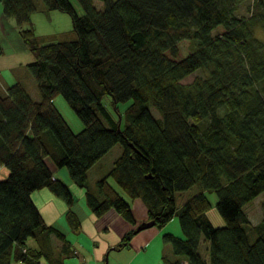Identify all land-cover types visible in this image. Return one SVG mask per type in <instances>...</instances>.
Masks as SVG:
<instances>
[{"label":"trees","instance_id":"obj_1","mask_svg":"<svg viewBox=\"0 0 264 264\" xmlns=\"http://www.w3.org/2000/svg\"><path fill=\"white\" fill-rule=\"evenodd\" d=\"M42 1L70 14L75 38L41 45L31 19L37 0H0L34 55L26 67L40 94L0 81V166L8 170L0 178V264H63L76 255L33 198L49 189L81 231L78 198L50 163L67 167L97 217L114 209L136 224L131 203L139 198L154 226L178 216L183 236L163 235L176 257L164 264H264V208L258 223L245 210L264 192V0H102V9L76 0L82 14L72 0ZM58 95L81 131L55 104ZM104 95L116 108L130 101L124 116L108 111ZM116 144L122 153L90 187L89 172ZM195 185L200 191L178 207L176 193ZM206 191L216 193L224 225L209 217ZM136 229L114 248L129 245Z\"/></svg>","mask_w":264,"mask_h":264},{"label":"crops","instance_id":"obj_2","mask_svg":"<svg viewBox=\"0 0 264 264\" xmlns=\"http://www.w3.org/2000/svg\"><path fill=\"white\" fill-rule=\"evenodd\" d=\"M75 7L79 14L83 13L82 8L79 11L77 6ZM5 40V38L0 37L1 54H3L7 46ZM15 48V53H18V50L21 49H28L22 39ZM8 69L14 70L15 66H11ZM0 77H2V71H0ZM3 84L5 86L10 85L7 81L6 83L3 82ZM50 166L56 176L62 178L70 185L78 198L74 208L82 220L81 231L75 233L65 220L64 213L67 205L62 199L55 196L47 188L33 193L34 201L46 222L64 231L76 250V255L67 258L63 264H164L163 257L165 255L176 258L171 244L165 243L163 240V235L168 232L183 236L182 228L177 224L175 217L163 227L152 226L135 232L129 245L114 248L121 243L126 233L136 229L141 223L147 221L148 217L142 219L136 217L137 223L132 224L114 209L109 210L101 217H97L85 204L84 191L73 183L68 171L65 168H57L52 163H50ZM7 175L8 170L4 166H0V178H4ZM209 217L214 224L218 226L223 224L222 219L217 214H214L215 218L210 215ZM52 241L56 247L60 245V241L55 236H52ZM28 245L36 247V240L30 238ZM202 247L205 252L204 256L208 257L207 243L205 241ZM14 264L25 263L14 262ZM38 264L49 263L42 259Z\"/></svg>","mask_w":264,"mask_h":264},{"label":"rangeland","instance_id":"obj_3","mask_svg":"<svg viewBox=\"0 0 264 264\" xmlns=\"http://www.w3.org/2000/svg\"><path fill=\"white\" fill-rule=\"evenodd\" d=\"M79 9L81 10L80 5L76 0H72ZM38 2V10L32 14V24L35 27L36 36L41 45H45L52 42H57L66 39H73L76 37V34L73 30L72 18L69 13L59 11V10H47L44 7V3L42 0H37ZM96 6L100 9L104 7V2L102 0H95ZM246 7L242 8L243 14H249L246 10ZM0 37L5 38L6 49L0 56V71H2V77H0V81L3 83L13 84L17 81L22 82L28 91L32 93L33 97L36 99H40V94L37 89L36 80L31 75L26 65L34 60V55L28 49L18 50V53H15L16 46L18 42L22 39L20 34V27L17 24L16 20L13 17H8L3 12L2 4L0 3ZM29 26V24H25L23 28ZM261 35V39L264 40V30L259 32ZM9 39V40H8ZM11 66H15V69H8ZM205 70H198L197 72L191 74L187 78L183 80V82H191L195 77L199 75H205ZM36 90V91H35ZM55 104L63 113L66 120L71 125L72 129L75 132H79L83 129L84 124L77 115L76 111L71 107V105L67 102V100L62 96L58 95L55 98ZM103 103L108 111L116 118H119L121 115L124 116L125 109L130 104V101L120 102L118 107L116 108L112 102V98L110 95L103 96ZM153 113L160 117V112L152 107ZM124 123V121H123ZM124 125V124H123ZM123 151V146L121 144H116L110 151H108L100 161L91 169L89 172V184L90 187L95 188L96 182L99 178L103 177L113 166L115 159H117ZM67 169V167H63ZM200 191V187L198 185L193 186L189 190L177 192L176 200L178 207H181L183 203L195 195ZM206 194L210 198L213 203L212 208L209 210L208 214L214 217V214H217L219 218L222 219L224 225V219L221 214L218 212L216 208L217 195L215 192L206 191ZM84 202L86 204L85 198ZM132 209L135 214V217L138 219L147 218L148 211L146 205L144 204L142 199L133 200ZM263 208H264V192H262L259 196H257L254 200L249 202L245 206V210L247 211L249 217L251 218L253 223H258L263 218ZM176 222L180 225L179 217L176 216ZM139 225V224H138ZM221 226V225H220ZM137 228V227H136ZM201 251L204 252V248L201 247ZM108 264V263H107ZM113 264V263H110Z\"/></svg>","mask_w":264,"mask_h":264},{"label":"water","instance_id":"obj_4","mask_svg":"<svg viewBox=\"0 0 264 264\" xmlns=\"http://www.w3.org/2000/svg\"><path fill=\"white\" fill-rule=\"evenodd\" d=\"M155 225V222L154 221H145L143 223H141L137 229H136V232L142 230V229H145V228H148V227H152Z\"/></svg>","mask_w":264,"mask_h":264}]
</instances>
